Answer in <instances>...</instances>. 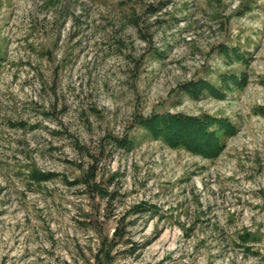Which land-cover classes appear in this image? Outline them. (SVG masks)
<instances>
[{"label": "rangeland", "instance_id": "obj_1", "mask_svg": "<svg viewBox=\"0 0 264 264\" xmlns=\"http://www.w3.org/2000/svg\"><path fill=\"white\" fill-rule=\"evenodd\" d=\"M223 72L244 84L180 89ZM154 111L237 132L206 158L149 137ZM103 240L106 264H264V0H0V264H103Z\"/></svg>", "mask_w": 264, "mask_h": 264}, {"label": "trees", "instance_id": "obj_2", "mask_svg": "<svg viewBox=\"0 0 264 264\" xmlns=\"http://www.w3.org/2000/svg\"><path fill=\"white\" fill-rule=\"evenodd\" d=\"M231 52L226 50L224 53L228 56H226L227 60L232 55ZM236 53L238 54V60L243 63V55L239 51ZM244 82V78L237 73L223 72L220 74V86H217L208 79L200 78L183 83L180 89L192 97H199L205 92L221 96L224 93L221 90L222 87L229 88L231 84L241 86ZM135 120L139 126L145 129L149 137L160 140L172 148H183L193 154L202 155L206 158L217 157L225 149L227 138L237 132V126L230 118L210 113L193 115L182 112L154 111L147 116H138ZM113 142L128 148L133 146L132 139L128 138H115ZM30 173L31 178L36 181L49 180L55 175V173H41L36 169L31 170ZM97 176L95 164H92L91 168L83 170V174L78 178L76 183H81L87 191L93 193L92 195L95 193L96 196L106 199V203L109 204L115 197L114 192H109L107 188H103L102 184L97 180ZM139 207L136 206L135 208L138 212L142 211V208ZM119 232V230L115 229V239H122L124 237ZM243 240L245 242L248 241L247 237H244ZM109 255V244L103 240L97 257L102 260L103 264H106Z\"/></svg>", "mask_w": 264, "mask_h": 264}]
</instances>
